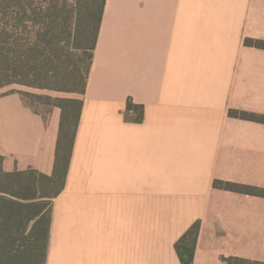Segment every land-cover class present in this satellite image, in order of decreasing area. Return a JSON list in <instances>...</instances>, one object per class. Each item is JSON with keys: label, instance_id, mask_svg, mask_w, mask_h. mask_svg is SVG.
I'll use <instances>...</instances> for the list:
<instances>
[{"label": "crops", "instance_id": "1", "mask_svg": "<svg viewBox=\"0 0 264 264\" xmlns=\"http://www.w3.org/2000/svg\"><path fill=\"white\" fill-rule=\"evenodd\" d=\"M264 0H106L65 183L50 208L45 264L264 263ZM144 107L123 118L127 99ZM61 110L0 94L6 173L52 176Z\"/></svg>", "mask_w": 264, "mask_h": 264}, {"label": "trees", "instance_id": "2", "mask_svg": "<svg viewBox=\"0 0 264 264\" xmlns=\"http://www.w3.org/2000/svg\"><path fill=\"white\" fill-rule=\"evenodd\" d=\"M105 1L0 0V90L15 85L82 97ZM247 44L264 49L263 42ZM17 93L25 104L23 97L28 94ZM45 99L61 110L52 176L32 169L6 173L0 155V264L46 263L50 223L46 202H52L63 189L83 102L78 98ZM229 115L264 123V117L254 114L231 111ZM123 118L128 123H142L144 107L127 99ZM214 184L218 189L264 198V190ZM199 231L196 222L175 243L181 264H192ZM220 261L264 264L238 257H221Z\"/></svg>", "mask_w": 264, "mask_h": 264}, {"label": "rangeland", "instance_id": "3", "mask_svg": "<svg viewBox=\"0 0 264 264\" xmlns=\"http://www.w3.org/2000/svg\"><path fill=\"white\" fill-rule=\"evenodd\" d=\"M22 92L28 94L27 96H24L23 99L25 101V104L27 106H30L34 111L47 116L53 109L51 104H53L52 101H47L45 99V96L51 97V98H78L81 99V97H75L71 94L66 93H59V92H48V91H40L32 88H26L21 86H11L0 90V94L6 93V92ZM215 187V184H214ZM50 208H51V202H46V215L49 216L50 214Z\"/></svg>", "mask_w": 264, "mask_h": 264}]
</instances>
